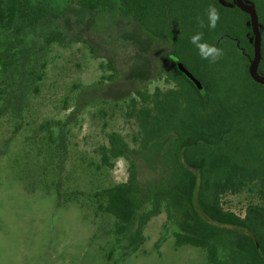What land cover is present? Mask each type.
Listing matches in <instances>:
<instances>
[{
	"label": "rangeland",
	"instance_id": "rangeland-1",
	"mask_svg": "<svg viewBox=\"0 0 264 264\" xmlns=\"http://www.w3.org/2000/svg\"><path fill=\"white\" fill-rule=\"evenodd\" d=\"M50 1L59 16L0 53V264H205L200 247L174 245L164 211L143 226L144 242L129 248L115 241L113 217L94 205V193L126 180L128 167L123 158L101 165L99 147L111 131L138 147L128 98L136 88L169 87L161 54L170 43L117 10ZM53 29L64 42L43 46ZM161 147L136 156L141 182L159 176ZM249 196L227 193L221 203L243 215Z\"/></svg>",
	"mask_w": 264,
	"mask_h": 264
},
{
	"label": "trees",
	"instance_id": "trees-1",
	"mask_svg": "<svg viewBox=\"0 0 264 264\" xmlns=\"http://www.w3.org/2000/svg\"><path fill=\"white\" fill-rule=\"evenodd\" d=\"M69 1L82 10H117L170 43L161 54L168 62L164 80L169 87L136 88L128 98L126 115L136 122L138 147L118 131L107 133L106 144L99 147L101 165L119 158L128 163L126 180L94 193L96 210L113 217L117 244H142L143 226L164 211L175 227L174 245L200 247L205 264H264V83L250 73L256 36L251 14L237 0ZM242 2L257 15L256 72L264 77V0ZM208 5L219 12L215 29L207 26ZM59 14L50 0H0V53L19 49L24 33ZM197 17L204 20L203 28ZM197 32L223 51L217 62L202 59L190 43ZM63 42L58 29L43 38V46ZM158 142L160 174L141 182L135 158ZM243 192L251 195L243 215L222 206L223 195Z\"/></svg>",
	"mask_w": 264,
	"mask_h": 264
},
{
	"label": "clouds",
	"instance_id": "clouds-1",
	"mask_svg": "<svg viewBox=\"0 0 264 264\" xmlns=\"http://www.w3.org/2000/svg\"><path fill=\"white\" fill-rule=\"evenodd\" d=\"M205 15L208 21L207 26L210 29H215L220 18L217 8L213 5H208L205 10ZM196 19L199 27L203 28L205 26L204 20L200 17H197ZM190 43L196 47L201 58L209 60L210 63L217 62L223 56V51L220 48L216 47L215 45L208 44L203 40V33L201 32H197L192 35L190 37ZM52 131L57 135L59 133V130L56 128H53Z\"/></svg>",
	"mask_w": 264,
	"mask_h": 264
},
{
	"label": "water",
	"instance_id": "water-1",
	"mask_svg": "<svg viewBox=\"0 0 264 264\" xmlns=\"http://www.w3.org/2000/svg\"><path fill=\"white\" fill-rule=\"evenodd\" d=\"M238 4L240 5L241 8H243L244 10L248 11L251 14L252 17V25H253V30L256 34L255 36V57L252 61L251 64V68H250V73L251 76L255 79L258 80L260 82L264 83V77H261L260 75H258V73L256 72V66H257V61L259 59V33L257 30V15L256 12L249 7L248 5L244 4L242 2V0H237ZM184 73H186V75L193 81L195 82L197 85L199 84L198 80L186 69L182 68Z\"/></svg>",
	"mask_w": 264,
	"mask_h": 264
}]
</instances>
